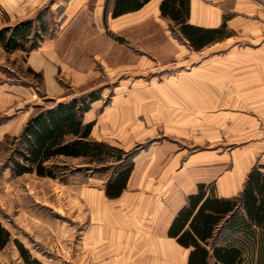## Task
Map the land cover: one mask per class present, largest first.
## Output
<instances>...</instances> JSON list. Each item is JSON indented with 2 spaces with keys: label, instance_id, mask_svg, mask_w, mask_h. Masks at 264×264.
Here are the masks:
<instances>
[{
  "label": "crops",
  "instance_id": "crops-1",
  "mask_svg": "<svg viewBox=\"0 0 264 264\" xmlns=\"http://www.w3.org/2000/svg\"><path fill=\"white\" fill-rule=\"evenodd\" d=\"M58 1L0 0V23L5 27L12 26L34 17L41 9L54 12L60 7ZM162 1L152 0L137 12L115 18L111 10L105 12L107 0H69L62 15L65 21L59 35L44 39L38 49L27 55V66L44 74L46 95L52 102H70L75 95L83 96L96 89L102 90L100 99L92 104L83 117L85 124L97 122L101 140L126 150L148 142L145 148L133 156L134 169L120 198L128 191H134L139 201L151 204V208L142 211L154 215L144 223L55 229L57 249L66 242L67 236L62 235L65 231L71 235L80 231L76 243L70 237V264H174L176 253L185 256L179 264H188L190 249L182 247L177 239L169 238L168 231L180 209L187 204L189 195L196 194L199 185L206 184L213 188L217 197L231 199L243 191L249 172L255 166L264 164V6L261 2L234 0L232 5L227 6V0H190L189 24L213 29L225 22L232 34L226 40L199 51L194 50L188 41L180 40L191 53L189 63L185 66L189 81L187 96L190 119L193 124L202 122L208 127L217 121L215 125L227 127L226 132L236 135L234 139L237 143L225 147V150L229 149L222 155V162L218 163L215 150L208 147L202 151L205 156H194L198 159L191 165L183 163L176 175L183 177L182 182L174 189L165 182L170 170L168 162L173 161L174 165L183 159L184 154L178 148V139L168 141L160 131L166 130V124L167 128L169 124L176 127L175 123L181 122V117L175 114L173 118L165 117L166 111L161 103L156 108H149L146 101L149 92L146 91H116L108 95L107 91L113 83L100 80V74L93 67L83 69L70 63L58 49L59 40L70 29V24L75 23L80 12L89 7L92 26L97 30L102 31L106 22L110 29L122 31L127 27L128 20H134L138 21L139 32L146 29L145 35L156 34L160 23L165 24L166 28L170 25V21L162 17ZM229 42L233 44L232 47L211 50L213 46ZM174 44L157 41L140 47V50L160 51L162 48L176 47ZM174 53L176 58L177 53ZM109 58V55L99 57L106 71L110 70ZM131 62H134L132 67H136L143 60L128 55L126 61L117 62V65L124 64L130 68ZM111 76L108 75L106 79ZM215 78L225 81L210 86ZM93 85L98 87L93 88ZM69 90L70 94H67ZM165 94L158 92L154 96L165 97ZM166 95L178 98L179 92L172 90ZM30 97L36 99L35 92ZM143 98L144 109L138 102ZM108 99L110 103L106 104ZM174 102L179 103L176 100ZM202 157L209 161L199 162ZM39 257L42 264H47L43 262V256ZM65 259V256L57 257L56 264Z\"/></svg>",
  "mask_w": 264,
  "mask_h": 264
},
{
  "label": "rangeland",
  "instance_id": "rangeland-1",
  "mask_svg": "<svg viewBox=\"0 0 264 264\" xmlns=\"http://www.w3.org/2000/svg\"><path fill=\"white\" fill-rule=\"evenodd\" d=\"M68 1L59 0L60 7L54 12L50 9L42 11L40 20L48 25V30L46 33L42 32L44 33L43 38L38 41L36 49L42 45L44 39L55 38L62 31L65 21L62 15ZM257 1L264 6V0ZM233 2L234 0H227L226 5L230 6ZM38 13L28 19L37 18ZM0 17H2L1 12ZM25 21L27 20L20 22ZM41 21L40 23L34 22V24L40 26ZM136 23L138 21L128 20L125 29L114 31L105 22L103 30L100 31L92 26L91 8H84L75 23L70 24V29L59 40L58 49L70 63L83 69L93 67L100 74V80L113 83L107 91L108 95L116 91L140 93L146 91L149 92L146 100L149 108H156L161 103L166 111L165 117L173 118L174 114L181 117V122L175 123L176 127L169 124L170 127L167 128L168 124H166V130L160 131L164 133L168 141L178 139L180 141L178 148L184 154L183 159L175 162L174 165L173 161L168 162L170 170L165 182L167 181L170 188L174 189L182 182L183 177H176V175L183 163L187 166L188 163L191 165L195 159H198L196 158L198 154L204 155L202 151L207 150L208 147L215 150L218 163L222 162L224 160L222 155L229 149L225 150V147L237 143L234 139L236 135L226 132L227 127L215 125L217 121L209 127L202 122H198L199 125L192 123L191 113L188 110L189 81L185 67L191 55L188 46L184 47L182 42L173 35L171 25L166 28L165 24L160 23L156 34L145 35L146 29L139 32L140 28ZM16 24L6 27H13ZM6 27L0 23V30ZM31 40L29 39L28 43L25 42V50L10 52L0 47V224L10 233V238L5 245H2L5 241L4 236L0 239V264H27L21 255L19 243L29 252L31 261L37 260L42 264L38 257L43 256V262L56 264L57 257L65 256V261L63 260L60 264H70L68 256L72 252L70 237L76 243L80 231L72 235L65 231L62 235L67 236L66 242L64 241L62 248L57 249V242L54 239L55 229L144 223L149 221L154 214L142 211L148 207L151 208V204L139 201L134 191H128L122 198L120 196L118 199L109 198L106 195V188L110 180L114 178L116 169L106 168L98 163L89 165V158L67 159L62 157L56 160V164L64 169L60 170L62 175L59 179L40 177L35 172L17 176L11 172L10 163L14 159L16 149L20 147L16 137L21 134L22 128L36 111V106L51 101L46 95L44 74L37 73L27 66V50L33 44ZM157 41L173 42L176 47L162 48L160 51L140 50V47L149 46ZM232 45L229 42L213 46L211 50L227 49ZM212 51L209 52L212 53ZM174 52L177 53L176 58ZM104 55L111 56L109 71H106L99 62V57ZM128 55L130 58L137 57L143 62L136 67H132L134 62H131L130 68L125 67L124 64L118 66L117 62L126 61ZM108 75L112 76L106 79ZM221 80L225 81L215 78L210 86L219 84ZM92 87L97 88L98 86L93 85ZM172 90L179 92L178 98L166 95ZM33 92L36 94L34 100L30 97ZM158 92H165V97L154 96ZM91 93H96L101 97L102 90L96 89ZM67 94H70V90ZM75 97L80 96L75 95ZM174 100L179 103L177 104ZM140 101H138L142 104L140 107L144 109V98ZM109 103L108 99L106 104ZM172 106H175L174 109ZM176 106L179 107L178 110ZM99 131L97 128L90 140L102 142ZM103 142L109 144L106 141ZM146 144L148 142L136 145L130 150L118 145H109L123 150L133 158L137 151L145 148ZM202 161L208 162L209 160L202 157L199 162ZM224 233L225 230L220 233V236ZM39 246L41 248L37 249ZM42 252L45 254L43 255ZM184 257L176 253L173 258L174 264H179ZM49 258L52 260L50 261ZM170 261L172 263L171 258Z\"/></svg>",
  "mask_w": 264,
  "mask_h": 264
},
{
  "label": "trees",
  "instance_id": "trees-1",
  "mask_svg": "<svg viewBox=\"0 0 264 264\" xmlns=\"http://www.w3.org/2000/svg\"><path fill=\"white\" fill-rule=\"evenodd\" d=\"M150 1L107 0L105 12L111 10L112 17L116 18L137 12ZM189 8L190 0H163L160 5L162 17L170 21L177 39L188 41L199 51L231 37L225 22L213 29L189 24ZM43 10L35 19L1 29L0 47L10 52L25 50L24 44L32 39L27 53L35 50L48 30V25L40 20ZM40 21V26L34 24ZM99 99L96 93H89L70 102L49 101L36 106L16 137L20 147L10 163L11 172L16 176L35 172L40 177L59 179L60 170L64 169L56 160L89 158V165L98 163L116 169L106 195L118 199L127 188L133 162L131 155L123 150L103 141L90 140L98 128L97 122L85 124L83 117ZM246 179L243 191L231 199L217 197L206 184L199 185L198 192L189 195L187 204L180 209L168 231L169 238L177 239L182 247L190 249L188 264H264V164L255 166ZM223 230L225 233L220 236ZM2 236L5 238L2 245H5L10 233L0 224V239ZM18 247L27 264H40L37 260L31 261L21 243Z\"/></svg>",
  "mask_w": 264,
  "mask_h": 264
}]
</instances>
